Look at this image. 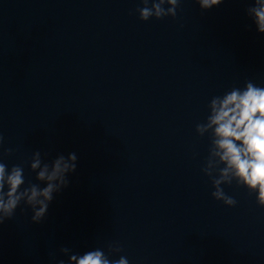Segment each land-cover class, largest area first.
Wrapping results in <instances>:
<instances>
[{"label": "clouds", "instance_id": "obj_1", "mask_svg": "<svg viewBox=\"0 0 264 264\" xmlns=\"http://www.w3.org/2000/svg\"><path fill=\"white\" fill-rule=\"evenodd\" d=\"M181 0H140L143 7L136 11L142 21L150 18L175 17ZM202 10L219 6L224 0H195ZM168 5V7H165ZM259 34H264V0H252L246 9ZM209 114L205 122L196 125L199 136L208 135V156L201 171L214 188L212 197L228 207L237 201L225 193L222 185L235 181L238 187L255 194L259 207L264 208V87L246 81L243 88L234 87L223 95L214 96L208 104ZM4 137L0 133V225L11 219L23 202L32 209L31 222L40 223L47 215L54 194L69 185L68 175L77 168L76 153L67 157L58 155L51 163L42 160L39 150L32 154L30 171L36 173V181L25 185L24 167L13 165L10 169L3 162L12 149H4ZM41 183L44 184L41 187ZM123 251L122 245L112 242L107 253L101 248L73 253L61 247L60 253L68 260L60 259L55 264H129L126 256L118 259L110 256Z\"/></svg>", "mask_w": 264, "mask_h": 264}]
</instances>
